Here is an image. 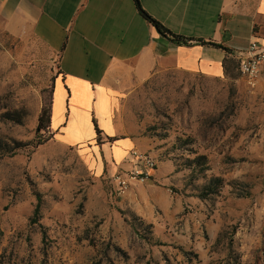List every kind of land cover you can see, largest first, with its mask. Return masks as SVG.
I'll list each match as a JSON object with an SVG mask.
<instances>
[{
  "label": "rangeland",
  "instance_id": "rangeland-1",
  "mask_svg": "<svg viewBox=\"0 0 264 264\" xmlns=\"http://www.w3.org/2000/svg\"><path fill=\"white\" fill-rule=\"evenodd\" d=\"M56 64L0 23V142L28 143L0 156V264H264V101L236 68L222 78L156 70L122 96L115 121L148 138L164 170L131 200L90 142L51 135L34 146L49 134L36 125ZM83 119L71 127L79 137ZM213 176L221 183L205 195ZM37 196L44 239L29 224Z\"/></svg>",
  "mask_w": 264,
  "mask_h": 264
},
{
  "label": "crops",
  "instance_id": "crops-1",
  "mask_svg": "<svg viewBox=\"0 0 264 264\" xmlns=\"http://www.w3.org/2000/svg\"><path fill=\"white\" fill-rule=\"evenodd\" d=\"M139 4L174 34L222 47L175 43L140 15L134 0H0L2 28L17 37H35L57 57L49 132L64 145L90 142L92 149L109 158L110 174L131 167L132 149L144 152L149 147L148 138L128 135L115 121L114 108L123 95L156 70L169 67L222 78L224 58L246 50L253 39L264 43V0H139ZM256 90L262 92L260 81ZM82 118H87L85 134L79 137L80 130L74 129L77 135L71 136V127ZM93 118L101 130L99 144ZM163 174V168H156L153 181L143 184L153 186L154 179L164 180ZM143 184L134 186L141 191ZM133 189L125 193L136 200L141 193H131ZM131 207L138 212L137 206Z\"/></svg>",
  "mask_w": 264,
  "mask_h": 264
},
{
  "label": "built area",
  "instance_id": "built-area-1",
  "mask_svg": "<svg viewBox=\"0 0 264 264\" xmlns=\"http://www.w3.org/2000/svg\"><path fill=\"white\" fill-rule=\"evenodd\" d=\"M233 56L238 61V69L247 90L260 95L264 101V43L253 39L246 50L235 51ZM258 81L262 85V92L256 90ZM130 155L131 167L126 171H114L109 176L120 194L136 184L150 181L153 171L157 168L155 155L148 151L142 152L134 148Z\"/></svg>",
  "mask_w": 264,
  "mask_h": 264
},
{
  "label": "trees",
  "instance_id": "trees-1",
  "mask_svg": "<svg viewBox=\"0 0 264 264\" xmlns=\"http://www.w3.org/2000/svg\"><path fill=\"white\" fill-rule=\"evenodd\" d=\"M134 2L136 4V7H137L140 15L144 19H146L150 24H152L161 35L167 37L168 39L174 41L175 43L189 45L193 41H195V42L207 43L209 45L222 47L220 44H217V43L212 42V41H203L201 39L194 40L195 38H192V37H187V36L174 34L169 29H167L165 26H163L159 21H157L152 16H150L140 6L139 0H134ZM223 49L228 51V49L225 48V47H223ZM222 64H223L224 76L233 77L232 76V69L236 68L239 76L241 77V74H240L239 69H238V61L235 59V57L233 55H231L230 57L224 58ZM51 94H52V82H51L49 100L47 102L43 101L42 106H41V108L39 110V113H38L37 125H36V132L37 133H40V131L49 132V129H50V115H51ZM92 122H93L94 129H95V132H96L95 143L99 144L100 143L101 130L98 128L94 118L92 119ZM50 137H51V133L49 132V134H48V136L46 138L41 139L40 141L36 142L34 144V146H37L39 144H42V143L46 142ZM107 140L109 142H112V141L115 140V138L107 137ZM27 144H28L27 142H21V141H17V140H10V141L0 142V156L1 155H6V154H10V155L14 154L16 151H18V149H21L22 147H24ZM198 157H200L201 159H204V156H198ZM198 165H199V163H198ZM220 183H221V178L220 177H217V176L211 177L209 179L208 183L203 186L205 195H207L208 193H211V191H212L211 187L213 185L218 186ZM200 197H204V196L200 195ZM40 208H41V198H40V196H37L35 206H34V208L32 210L31 216L29 218V224H38L39 227L41 228L42 239H44L45 236H46V233L44 231V228H43L42 224H40V222H39L40 217H41ZM132 215H133L132 218L136 217V216H134V214H132ZM134 221H132V223ZM148 225H151V224H148ZM134 228H135V225H134Z\"/></svg>",
  "mask_w": 264,
  "mask_h": 264
}]
</instances>
